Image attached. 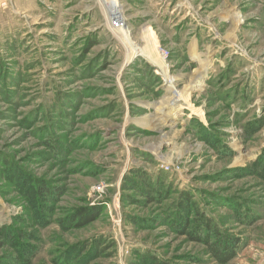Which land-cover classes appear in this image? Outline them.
<instances>
[{"label": "rangeland", "instance_id": "rangeland-1", "mask_svg": "<svg viewBox=\"0 0 264 264\" xmlns=\"http://www.w3.org/2000/svg\"><path fill=\"white\" fill-rule=\"evenodd\" d=\"M0 264H264V0H0Z\"/></svg>", "mask_w": 264, "mask_h": 264}, {"label": "bare ground", "instance_id": "bare-ground-1", "mask_svg": "<svg viewBox=\"0 0 264 264\" xmlns=\"http://www.w3.org/2000/svg\"><path fill=\"white\" fill-rule=\"evenodd\" d=\"M125 34H126V31H125ZM132 50H136V46L133 45ZM141 54H147L145 51L144 53H140ZM194 59L195 58H200L199 56H194L193 57ZM158 61V60H157ZM156 60H154V65H158L159 63L157 62ZM205 70V69H204ZM203 71V69L200 71V70H197L196 71V76L194 77L193 81L186 87V90L184 92H176V93H172V94H169L168 96L165 97V100H164V103H162L159 107L160 108H171V109H176L177 108V112L180 113L182 110L186 109V105H188V97L185 98L186 94L190 95L191 96V92L196 90L197 88H199L200 86H203V77H202V74L201 72ZM170 83V82H169ZM183 101V103L180 104V102ZM148 128V126H145Z\"/></svg>", "mask_w": 264, "mask_h": 264}, {"label": "trees", "instance_id": "trees-1", "mask_svg": "<svg viewBox=\"0 0 264 264\" xmlns=\"http://www.w3.org/2000/svg\"><path fill=\"white\" fill-rule=\"evenodd\" d=\"M87 215L86 214H82L81 216H79L78 219H80L81 221H79L77 223V226H83L85 225L88 221L92 222L94 219H90V220H86L87 218ZM86 220V221H85ZM212 225L211 223H207V228L206 230L208 232H210V234L212 233V230L211 229H208L209 226ZM212 234L214 235H218V232L214 231ZM219 238V237H218ZM218 240V239H217ZM217 242V241H216ZM236 241H228V242H225L223 243V241H221L220 244H222L221 246L218 244V247L215 250V255L220 259L222 260L223 262H227L229 260H231L234 255H235V252H236ZM214 247V246H212Z\"/></svg>", "mask_w": 264, "mask_h": 264}, {"label": "built area", "instance_id": "built-area-1", "mask_svg": "<svg viewBox=\"0 0 264 264\" xmlns=\"http://www.w3.org/2000/svg\"><path fill=\"white\" fill-rule=\"evenodd\" d=\"M118 25H119V22L115 23V26H116V27H119ZM121 27H122V26H121Z\"/></svg>", "mask_w": 264, "mask_h": 264}]
</instances>
